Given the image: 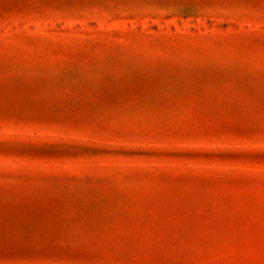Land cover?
Segmentation results:
<instances>
[{
  "label": "rangeland",
  "instance_id": "374dc122",
  "mask_svg": "<svg viewBox=\"0 0 264 264\" xmlns=\"http://www.w3.org/2000/svg\"><path fill=\"white\" fill-rule=\"evenodd\" d=\"M0 264H264V0H0Z\"/></svg>",
  "mask_w": 264,
  "mask_h": 264
}]
</instances>
